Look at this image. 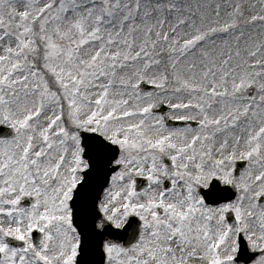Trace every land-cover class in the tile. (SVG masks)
<instances>
[{
    "label": "snow or ice",
    "instance_id": "snow-or-ice-1",
    "mask_svg": "<svg viewBox=\"0 0 264 264\" xmlns=\"http://www.w3.org/2000/svg\"><path fill=\"white\" fill-rule=\"evenodd\" d=\"M215 8L0 0V264H264V5Z\"/></svg>",
    "mask_w": 264,
    "mask_h": 264
},
{
    "label": "rangeland",
    "instance_id": "rangeland-1",
    "mask_svg": "<svg viewBox=\"0 0 264 264\" xmlns=\"http://www.w3.org/2000/svg\"><path fill=\"white\" fill-rule=\"evenodd\" d=\"M241 2L244 5L245 16L241 19H246L248 15L254 14L260 10L261 5H264V0H178V3L182 6V9L187 14V9L190 8L193 13L199 14L204 13L208 20H214V13L216 11L215 5L219 3L222 7L221 19H223L228 13L232 11L231 5ZM22 10V9H21ZM246 35L241 38V45L243 46L244 41H251L255 38L264 37V28L259 25H251L243 29ZM238 32H232L230 34H218L213 37L215 43H207L204 45L205 48L215 50L219 52L225 48L224 41L227 40L229 43H233Z\"/></svg>",
    "mask_w": 264,
    "mask_h": 264
},
{
    "label": "water",
    "instance_id": "water-1",
    "mask_svg": "<svg viewBox=\"0 0 264 264\" xmlns=\"http://www.w3.org/2000/svg\"><path fill=\"white\" fill-rule=\"evenodd\" d=\"M170 123H172L174 125H180V124H183L184 122H180V121H170ZM0 131H8L5 135H9L10 128L9 127H4V129L3 128H0ZM244 163H246V162H239L240 168H243L244 167ZM144 180H145V178H140V180L138 182L139 183H142V182H144Z\"/></svg>",
    "mask_w": 264,
    "mask_h": 264
}]
</instances>
